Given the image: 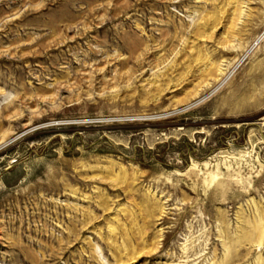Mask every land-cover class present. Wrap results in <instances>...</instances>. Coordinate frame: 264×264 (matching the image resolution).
I'll use <instances>...</instances> for the list:
<instances>
[{
  "label": "rangeland",
  "instance_id": "1",
  "mask_svg": "<svg viewBox=\"0 0 264 264\" xmlns=\"http://www.w3.org/2000/svg\"><path fill=\"white\" fill-rule=\"evenodd\" d=\"M0 264H264V0H0Z\"/></svg>",
  "mask_w": 264,
  "mask_h": 264
},
{
  "label": "water",
  "instance_id": "2",
  "mask_svg": "<svg viewBox=\"0 0 264 264\" xmlns=\"http://www.w3.org/2000/svg\"><path fill=\"white\" fill-rule=\"evenodd\" d=\"M200 101H198L197 103H199ZM197 103H195V104H197ZM195 104H193V105H195Z\"/></svg>",
  "mask_w": 264,
  "mask_h": 264
},
{
  "label": "bare ground",
  "instance_id": "3",
  "mask_svg": "<svg viewBox=\"0 0 264 264\" xmlns=\"http://www.w3.org/2000/svg\"><path fill=\"white\" fill-rule=\"evenodd\" d=\"M240 14H241V12H240Z\"/></svg>",
  "mask_w": 264,
  "mask_h": 264
}]
</instances>
